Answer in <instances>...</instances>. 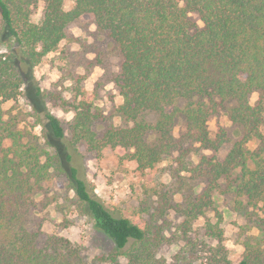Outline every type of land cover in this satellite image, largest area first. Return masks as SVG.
<instances>
[{
  "label": "trees",
  "instance_id": "16d2710c",
  "mask_svg": "<svg viewBox=\"0 0 264 264\" xmlns=\"http://www.w3.org/2000/svg\"><path fill=\"white\" fill-rule=\"evenodd\" d=\"M66 1L73 4L70 10ZM39 2L43 17L35 24L30 18ZM189 13L198 15L201 28ZM83 18L119 49L116 113L126 126L110 128L98 139L91 128L98 118L93 95L80 94L73 106V141L94 153L109 148L141 172L154 171L179 152L172 174L180 179L183 204L174 207L186 220L203 215L225 182L237 209L250 208L264 234V0H0V142L11 143L0 148V264H89L69 240L31 228L32 194L47 165L24 149L19 132L2 120V105L17 98L25 74L57 49L70 24ZM253 92L259 94L256 105L248 101ZM215 100L235 102L227 116L241 133L222 160L214 154L227 143L226 133L219 128L211 138L207 130ZM46 120L52 135L62 139L58 118L48 113ZM179 120L183 128L175 136ZM252 141L256 146L249 150ZM66 175V188L94 228L112 241L116 256L126 264H162L154 257L160 237H149L141 225L110 211L75 168ZM196 184L202 185L198 194ZM215 264L232 263L224 258ZM236 264L264 263L251 251Z\"/></svg>",
  "mask_w": 264,
  "mask_h": 264
},
{
  "label": "rangeland",
  "instance_id": "374dc122",
  "mask_svg": "<svg viewBox=\"0 0 264 264\" xmlns=\"http://www.w3.org/2000/svg\"><path fill=\"white\" fill-rule=\"evenodd\" d=\"M72 6L66 1V10ZM43 9V2H39L30 18L32 23L41 22ZM188 17L197 28L202 27L197 14L189 13ZM121 62L119 49L108 34L83 18L70 24L57 49L25 74L17 98L2 105L3 124L18 131L22 147L38 156L40 164L47 165L44 181L32 194L36 206L31 228L69 240L80 247L89 264H126L123 257L115 255L112 241L94 228L73 192L66 188V174L73 167L110 211L141 225L149 237L161 238L154 257L162 264H215L224 258L236 264L251 251L264 263V234L254 222L256 217L249 216L250 208L249 212L237 209L234 193L225 182L213 194L211 207L203 215L186 220L175 209L176 204H183L180 179L172 174L179 152L164 158L154 171L141 172L132 161L121 159L109 148L94 153L83 142L73 141V106L80 94L93 95L98 118L91 128L98 139L110 128L126 126L116 113L121 98L114 79ZM258 100L257 92L248 98L251 105ZM215 101L217 107L207 121V130L211 138L219 128L225 131L228 141L214 154L222 160L241 133L227 116L235 102ZM48 113L58 118L62 139L48 130ZM147 118L154 121L152 115ZM182 128L179 120L175 136ZM0 143L1 149L11 145L6 140ZM255 146L252 141L247 148L253 150ZM202 153L213 155L210 151ZM180 177L188 183L187 174L181 172ZM201 189L202 185L196 184L194 194ZM110 257L114 259L108 260Z\"/></svg>",
  "mask_w": 264,
  "mask_h": 264
}]
</instances>
